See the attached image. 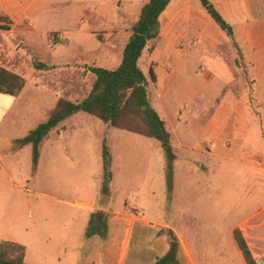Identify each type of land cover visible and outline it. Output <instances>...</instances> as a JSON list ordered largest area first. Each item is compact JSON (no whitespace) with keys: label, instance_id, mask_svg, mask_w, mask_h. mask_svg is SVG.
<instances>
[{"label":"crops","instance_id":"crops-1","mask_svg":"<svg viewBox=\"0 0 264 264\" xmlns=\"http://www.w3.org/2000/svg\"><path fill=\"white\" fill-rule=\"evenodd\" d=\"M148 1L0 0V66L25 79L18 95L0 93V155L19 154L24 144L15 140L31 130L18 133L24 118L18 104L29 80L38 89L39 77L53 74L56 102L83 100L94 80L85 66L115 69L120 64L132 25ZM209 1L232 26L231 36L200 0H170L159 15L158 35L147 41L138 60L150 104L170 133L172 198L176 172L182 174L179 228L145 218L136 205L145 189L153 196L157 185L166 189L163 176L160 181L156 177L164 171L166 147L106 124L113 134L108 201L62 200L87 220L95 211L108 214L106 238L85 237L75 264H155L169 250L166 228L177 237L179 264H247L235 230L256 264H264V0ZM78 72L85 79L76 78ZM190 93L193 100L200 98L193 105ZM122 141L144 151L139 159L146 174L134 191L137 196L123 197V207L117 208L110 202L113 187L126 185L127 179L113 169L121 159L114 151ZM7 177L6 194L0 193V216L5 218L13 217L5 204L11 201L7 189L14 178Z\"/></svg>","mask_w":264,"mask_h":264},{"label":"rangeland","instance_id":"rangeland-1","mask_svg":"<svg viewBox=\"0 0 264 264\" xmlns=\"http://www.w3.org/2000/svg\"><path fill=\"white\" fill-rule=\"evenodd\" d=\"M25 76L30 78L27 74ZM75 76L85 79L79 72ZM39 78L42 81L40 88L33 89L29 80L20 96L18 107L24 112V118L19 134L46 120L47 112L55 107V94H59L55 77L53 74H44ZM192 96L190 93V105L200 100L199 96L194 100ZM112 135L103 121L79 111L60 122L42 141L35 169L30 143H25L22 151L10 158L0 155V163L5 170L0 171V193L6 194L3 186L9 184L7 174L14 178L13 184L7 189L11 201L5 204L6 213L13 211V217L0 216V244L7 242L22 247L10 249V252L14 255L23 254L24 261L30 264L78 262L79 245L85 238L89 219L62 200L78 199L93 201L95 204L108 201L106 193L100 190L102 181H99V177L102 173L101 148L103 144L107 148L111 146ZM119 144V151H114V156L120 154L121 159L115 161L113 169L120 177L126 175L127 179L124 177L126 185L122 183L113 187L110 202L112 206L122 208L123 197L126 199L137 196L134 191L140 186V180L146 171L140 168L144 163L139 159V156L145 154L144 151L133 149L123 141ZM164 157V171L156 172L158 181L161 175L166 181V154ZM120 162L123 164L122 168L118 164ZM181 175L178 170L174 198L171 197L172 189L169 191L167 186L162 192L157 185L154 196L150 195L148 189L144 190L140 203L136 204L142 216L152 221L173 222L179 228L182 207L179 193ZM241 179L243 178L238 177V180ZM64 248H67L66 254Z\"/></svg>","mask_w":264,"mask_h":264},{"label":"trees","instance_id":"trees-1","mask_svg":"<svg viewBox=\"0 0 264 264\" xmlns=\"http://www.w3.org/2000/svg\"><path fill=\"white\" fill-rule=\"evenodd\" d=\"M170 0H149L140 11L139 17L132 25V34L127 41L120 64L115 69L86 65L85 71L94 75L89 94L79 102H72L59 98L55 107L48 113L47 119L37 124L22 139L15 140L18 146L25 143L32 145L34 169L38 164L39 146L44 138L67 117L83 111L103 121L110 127L125 129L130 132L153 138L166 146V185L171 191L173 183V161L175 155L171 149L170 133L164 122L150 104L147 91V80L138 65V60L146 47L147 41L155 38L159 32V15L166 8ZM212 19L231 36L232 26L229 25L215 9L209 0H200ZM37 68L46 65H37ZM25 79L0 66V93L18 95L23 89ZM111 156L105 144L102 146V184L103 193H108L112 179ZM108 214L95 211L90 214L85 237L107 236ZM169 241L166 255L157 259L155 264H179L177 251L179 243L171 229H164ZM236 243L247 264H256L252 254L238 230L234 231ZM13 243L0 244V264H30L24 261L22 255H14L10 249L17 248ZM18 247L17 249H21Z\"/></svg>","mask_w":264,"mask_h":264},{"label":"water","instance_id":"water-1","mask_svg":"<svg viewBox=\"0 0 264 264\" xmlns=\"http://www.w3.org/2000/svg\"><path fill=\"white\" fill-rule=\"evenodd\" d=\"M163 147H166V146H163Z\"/></svg>","mask_w":264,"mask_h":264}]
</instances>
